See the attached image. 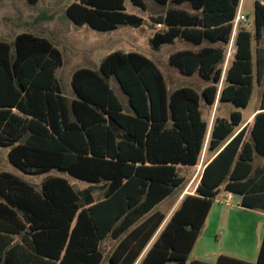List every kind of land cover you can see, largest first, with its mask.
Here are the masks:
<instances>
[{"label":"trees","instance_id":"trees-1","mask_svg":"<svg viewBox=\"0 0 264 264\" xmlns=\"http://www.w3.org/2000/svg\"><path fill=\"white\" fill-rule=\"evenodd\" d=\"M126 1L77 0L66 13L75 25L100 32L141 26L145 19L129 13ZM130 1L146 10L143 0ZM154 1L188 4L191 11L170 9L151 17L157 27L153 48L178 39L211 44L170 56L182 74L198 73L210 83L201 93L180 87L169 94L154 61L115 51L99 70L75 71L76 98L68 105L56 77L63 56L51 40L27 32L13 42L0 40V148H10L12 165L31 175L59 169L85 182H107L102 200L94 202L88 193L83 204L65 177L49 176L38 190L0 172V264H136L142 255L138 264H206L188 260L222 191L239 196L243 208L264 210V166H253L255 153L264 156V91L258 113L245 126L235 110L210 127L201 109L202 99L211 107L218 101L248 107L255 84L253 45L264 39V2H255L254 28L239 30L220 88L225 46L242 0ZM256 65L260 77V48ZM113 77L128 96L129 113ZM204 150L213 157L194 194L185 195L168 219L155 212L185 184L178 166H198ZM109 237L119 243L106 255L102 243ZM216 264L252 263L220 255ZM255 264H264V239Z\"/></svg>","mask_w":264,"mask_h":264},{"label":"rangeland","instance_id":"rangeland-1","mask_svg":"<svg viewBox=\"0 0 264 264\" xmlns=\"http://www.w3.org/2000/svg\"><path fill=\"white\" fill-rule=\"evenodd\" d=\"M76 1L40 0L39 3L31 5L26 0H0V40L13 42L17 35L27 32L51 40L61 51L63 65L57 69L56 77L62 87L63 95L68 105L76 98L72 87L75 71L80 68L99 70L104 58L115 51L138 52L154 61L166 79L169 94L180 87H191L201 93L210 84L202 79L198 73L187 76L182 74L177 67L170 64V56L172 54L183 50L198 51L204 46L211 45L210 43L205 42L199 46L192 42L178 39L173 44L167 43L158 49L153 48L151 45V39L157 27L150 18L164 16L170 9L191 11L188 4L180 6L172 3L159 5L154 0H143L146 5V10L143 11L141 8L134 6L130 0H127V11L144 18L145 22L138 27L120 25L116 30L100 32L92 29L89 25L77 26L68 18L67 8ZM254 1L244 0L242 6L243 13L248 15L250 23L254 21ZM253 28L254 25L251 30ZM227 46H225V51ZM259 48L264 51V39L259 42L255 41L253 45L255 84L248 107L236 108L232 103H219V101L216 102L214 107H211L202 99L201 109L203 117L210 123V127L216 117L229 118L231 112L235 110L242 112L246 123L248 116L259 107L264 91V74L259 77L256 65L257 50ZM224 66L223 64V72ZM110 82L123 103L125 112L129 113L131 108L128 103V96L122 91L114 77L110 79ZM222 85L223 83L220 84V88ZM254 117L250 118V122H252ZM250 138L248 133L247 139ZM9 150L10 148H0V172L12 173L38 190L43 181L49 176L65 177L80 193L83 204L84 198L88 193H91L94 202L102 200L103 193L107 187L106 181L100 183L85 182L59 169L40 175L26 174L9 161ZM209 158L210 156L204 150L201 161L196 168L178 166V174L186 179L185 184L161 202L155 210L168 213L178 195H181L186 190H190V192L194 190L195 192L200 171ZM253 166L254 168L264 166V156L255 153ZM225 200L224 196L221 195L218 197L217 202L223 204L226 202ZM237 202L238 197L233 199L230 204L237 205ZM261 214L264 213L255 211L233 212L230 222L222 224L221 231L217 236L208 235L202 239L198 247L200 251L195 252L194 256L200 255L202 257V254L199 253H203V247L206 244L209 246V248L205 247L208 252L216 253L219 251L229 256L251 258V255L256 253L254 250L257 235L255 226L257 224L259 235H261L260 227L264 223V217ZM250 228L252 229L251 231ZM116 244L117 241L111 237L106 239L102 243L105 254L108 255ZM255 249H257V245Z\"/></svg>","mask_w":264,"mask_h":264},{"label":"crops","instance_id":"crops-1","mask_svg":"<svg viewBox=\"0 0 264 264\" xmlns=\"http://www.w3.org/2000/svg\"><path fill=\"white\" fill-rule=\"evenodd\" d=\"M256 1L264 2L263 0H255L254 1V5H255V2ZM260 103H261V101H260ZM259 108H260V104H259V107L257 109H255V111H253L248 116V118L246 120V123H245L244 117H243V124H242V126H245V125H247V124L250 123V118L252 116H255L258 113ZM209 156H210V158L207 160V162L213 157L212 155H209ZM207 162L205 163V165L207 164ZM205 165H203V168L201 169L200 174L198 176V183L200 182L201 175H202V172H203V169H204ZM196 167L197 166H195L194 168H196ZM188 194H194V190L192 192H190V190H186L181 195H178L177 199L175 200L174 204L172 205V207H171V209H170V211L168 213H164L161 210H155V212H161V213H163L167 217V219H168L175 212V210L177 209V207L181 203L183 197L185 195H188ZM221 195L224 196V198L226 199L225 200L226 202H224L223 204L222 203H218L217 202L218 198L213 202L211 211H210V213H209V215H208V217L206 219L204 228H203V230L201 232V235L198 238V241L196 242V244H195V246H194V248H193V250H192V252H191V254L189 256L188 262L200 261V262H203V263H206V264H216V262L218 260V257L220 255H226V254H223V253H221L219 251H217L216 253H212L211 251L208 252V250H206V248H209V246L206 245V244H204L203 253H199V254H202V257L200 255L199 256H194V253L197 252V251H200V250H198V249H200L198 247H199L200 242L202 241V239L204 237H206L208 235H215V236L218 235V233L221 231L222 224H224V223L225 224H228L230 222L231 217H233V216H231L233 212H235V211H255L257 213H259V212L264 213V210H261V209L251 210V209H246V208L241 207L240 206L241 199L237 195H234L232 193H227V192H224V191H222L219 194V196H221ZM236 197H238L237 205L230 204V202L233 201V199H235ZM261 215L264 217V214H261ZM251 230L252 229L250 228V231ZM255 233L257 234L256 235V245H257V249H255V247H256V245H255L254 250L256 251V253L254 255L252 254L251 255V258H249V257H243V256H229V255H226V256H229V257H232V258H235V259H238V260H242V261H245V262H248V263L255 264L258 261L260 247H261L262 242H263V239H264V223L260 227V234L261 235H259V228L257 227V224L255 226ZM118 243L119 242L117 241V244L115 245L114 249L117 247ZM114 249L112 251H114ZM142 256L140 257V259L142 258ZM139 260L137 261L136 264L139 263Z\"/></svg>","mask_w":264,"mask_h":264},{"label":"built area","instance_id":"built-area-1","mask_svg":"<svg viewBox=\"0 0 264 264\" xmlns=\"http://www.w3.org/2000/svg\"><path fill=\"white\" fill-rule=\"evenodd\" d=\"M243 6V0L241 2V5L239 7L238 13L236 15V18L233 21V31L231 34L230 42L227 46V50L225 51V60H224V72H223V79L225 78L226 71L230 66L231 61L233 60L232 57L235 54L236 51V37L240 29L244 28L247 30H251L253 27V23H250L248 15H245L242 10ZM222 82L223 83V80Z\"/></svg>","mask_w":264,"mask_h":264}]
</instances>
